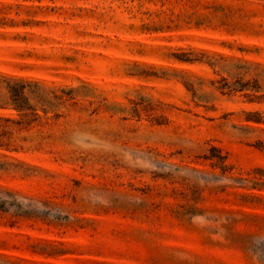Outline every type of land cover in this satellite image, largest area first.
<instances>
[{"label": "rangeland", "instance_id": "374dc122", "mask_svg": "<svg viewBox=\"0 0 264 264\" xmlns=\"http://www.w3.org/2000/svg\"><path fill=\"white\" fill-rule=\"evenodd\" d=\"M0 116V264H264V0H0Z\"/></svg>", "mask_w": 264, "mask_h": 264}, {"label": "trees", "instance_id": "16d2710c", "mask_svg": "<svg viewBox=\"0 0 264 264\" xmlns=\"http://www.w3.org/2000/svg\"><path fill=\"white\" fill-rule=\"evenodd\" d=\"M23 88L24 85H19L17 88L16 87L11 88L12 102L18 111H26L29 109L25 105V98L22 97ZM9 121L11 120L0 116V146L3 145V140H2L3 137L8 135L9 133V130L7 129V125H6V123Z\"/></svg>", "mask_w": 264, "mask_h": 264}]
</instances>
